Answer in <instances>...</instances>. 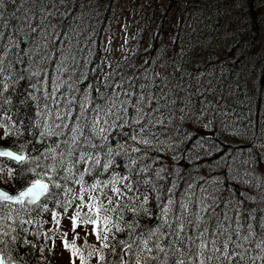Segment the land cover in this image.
Segmentation results:
<instances>
[{"label": "trees", "instance_id": "16d2710c", "mask_svg": "<svg viewBox=\"0 0 264 264\" xmlns=\"http://www.w3.org/2000/svg\"><path fill=\"white\" fill-rule=\"evenodd\" d=\"M244 1L247 6L240 3L234 21L228 17L230 11L224 2L218 0H17L14 6L6 0L3 31L18 45L12 55L18 71L13 72L14 79L6 81L9 87L4 95L11 103L5 107L12 118L9 123L15 122L21 133L19 138L13 134L9 144L39 141V135L32 136L34 132L60 124L61 120L48 109L61 115L70 113L63 123L74 126L71 117L78 115L79 105L83 104V110H92L89 118L99 110L107 121L102 126L106 127L103 135L108 137L110 147L124 153L118 159L127 165L132 159L143 158L141 167L171 172V182L178 186L180 197L193 202L189 205L191 211L204 214L201 209L212 205L213 200L220 205L218 197L226 195L223 160L228 156L234 160L227 173V187L234 193L226 195V200L235 203L239 197H246L247 204L233 209L232 204L225 203L214 210L233 215L245 209L249 213L264 209L259 190L240 182L248 181L253 169L255 175L264 176V160L260 159L264 156V16L253 36L257 19L252 7L258 0ZM40 9L56 11L41 17L42 27L35 18L26 19L36 17ZM122 20L127 36L125 53L116 57L113 39ZM250 20L251 28L243 29ZM29 23L37 27L35 32L29 30ZM254 74L255 81L250 78ZM57 86L59 92L54 96L60 102L49 101L45 108L43 98ZM202 97L209 106L215 101V105L229 104L235 98L234 104H229L233 109L228 115L236 113L239 119L245 118L241 120L242 135L202 132L198 116L191 110V105L202 104ZM245 120L254 122L245 127ZM29 124L33 127L25 131ZM56 131L72 135L66 128ZM2 132L0 129V135ZM90 137L94 144L103 143L101 137L92 138L91 131ZM54 138L45 139L50 144ZM141 140L149 143L141 144ZM136 148L141 151L134 153ZM242 159H250L251 163H236ZM171 166L174 168L170 171ZM168 179L165 177L163 183L171 187ZM49 214L42 212L35 217L47 223L28 226L27 238L35 247L20 246L19 264H62L44 235Z\"/></svg>", "mask_w": 264, "mask_h": 264}, {"label": "snow or ice", "instance_id": "6c2138e0", "mask_svg": "<svg viewBox=\"0 0 264 264\" xmlns=\"http://www.w3.org/2000/svg\"><path fill=\"white\" fill-rule=\"evenodd\" d=\"M5 2L0 0V129H3L0 141L7 145H0V183L6 185L0 187V264H19L20 246L35 247L27 238L28 226L47 223L35 220L36 216L50 212L58 232L60 214L66 215L73 206L77 209L70 217L73 231L90 225L91 231H85L84 235L95 237L96 243L89 244L85 239L83 248L78 247L75 240L79 239V233L71 243L64 239L65 250H70L69 264H77V261L79 264H92V261L95 264H264V209L253 213L245 209L242 214L234 212L233 215L214 210L225 203L232 204L233 209L247 204L246 197H239L235 203L226 200V195H233L227 187V173L234 158L223 160L226 195L218 197L220 205L213 200L212 205L201 209L204 214H200L190 210L189 205L193 203L190 199L180 197L178 186L171 182V172L141 167L143 158L132 159L127 165L118 159L124 153L109 146L108 137L103 135L106 130L100 126V111L89 118L88 112L92 110H83V104L79 105L78 115L71 117L74 126L63 123L70 113L61 115L48 109L49 114L61 120L60 124L34 132L32 136L39 135V141L29 139L22 144L16 141L9 144L13 134L19 138L21 133L15 128V122L9 123L12 118L5 107L11 103L4 95L9 87L6 81L14 79L13 72L18 71L12 59L13 49L18 45L3 31ZM7 2L14 6L17 0ZM38 13L26 19L35 18L40 27L44 22L41 17L54 14L43 9ZM29 30L35 32L37 27L29 23ZM58 92L59 86L47 93L43 98L45 108L49 101L60 102L54 96ZM31 127L33 125L29 124L24 130ZM65 128L71 136L56 131ZM90 131L100 136L103 143H92ZM141 131H144L143 125ZM62 136L64 138L60 139ZM46 137L55 138L49 144ZM139 143L147 145L149 142L141 140ZM260 159L264 160V156ZM236 163L243 166L251 160ZM255 171L248 173V181L241 179L240 182L257 188L260 201L264 203V176L255 175ZM165 177H169L171 187L163 183ZM13 184L17 186L13 188ZM235 194L239 196V189ZM52 232L44 235L47 238Z\"/></svg>", "mask_w": 264, "mask_h": 264}, {"label": "rangeland", "instance_id": "374dc122", "mask_svg": "<svg viewBox=\"0 0 264 264\" xmlns=\"http://www.w3.org/2000/svg\"><path fill=\"white\" fill-rule=\"evenodd\" d=\"M218 1L224 2L223 6L227 7V9H228L227 12L230 11V15L228 17L232 18L234 21H236L235 17L237 15V13L239 12V10H237V8H241V6H242V5H240V3L244 2L246 5V1H244V0H218ZM250 7H251V5L249 3V8ZM249 8L247 7V10ZM244 10H246V7L244 8ZM252 14L254 15V20L257 19L256 28H254L253 31H251V34L253 36H255V35H257L258 29H259L257 27V24L260 23L261 17L264 16V0H258L255 7L253 5ZM251 21L252 20H250L249 23L243 27V29L244 28H251L250 27L252 25ZM254 30H257L256 33ZM126 37L127 36H126V30H125V22H124V20H122V22L120 23V25L117 28L116 36L113 39V45L114 46H113L112 50H114L116 57L125 53ZM108 42H109V38L107 40V43ZM60 68H62V64L60 65ZM60 73L61 72H59V74ZM250 78L254 79V81H255L256 75L254 74L253 76H250ZM61 81L62 80H61L60 75H59L57 83L60 84ZM67 89H68V86H66L65 90H67ZM250 92H252V91H250ZM250 92H248V93H250ZM253 96H254V93L253 92L250 93V97H253ZM201 100H202V104H199L198 106L191 105V110H192V112L197 114V116H198L197 123L199 124V127H200L202 132L207 133V134H213V135L218 134L219 132L221 134L227 133V134H234V135H237V134L242 135V134H239L240 131L242 129H244L241 120H244L245 118L239 119L238 117H240V115L236 114V113L228 115V112L233 109L232 106H230V105L234 104L235 98H233V100H234L233 102H229L230 105L229 104H222V103H220V105H218V104L215 105L216 104V101H215L214 104L212 103V104H210V106L209 105L207 106L205 104L206 99L203 98ZM203 104L206 106H204ZM207 107H208V109H207ZM250 108H252V107L250 106ZM213 110H214V112H213ZM211 112H212V114H211ZM218 112H219V114H218ZM95 115L96 114H94L93 116H95ZM100 116H101V114H100ZM103 121H104V117L102 115L100 126H103V124H104ZM247 122H248L247 120L244 121V123H247ZM253 122H254V120L250 123H247V125L245 127L250 126ZM260 123H261L260 121H257L258 125H260ZM105 130H106V127H105ZM91 135H92V138L98 137V140L100 139V136H97L94 132H91ZM89 136H90V132H89ZM174 166H171V168H169V170L171 171L174 168ZM261 169L264 170V165L261 166ZM71 187H73L74 189L76 188V186H71ZM73 203L75 205L76 202H73ZM74 209H75V206L68 208L67 215L63 219H60L58 232L55 231L57 226L54 224V222H52L48 227L49 230H53L52 234L49 237H50V240L53 244V248L55 251L56 258L62 264H69V257H70V250H65V248L62 244V241L64 239H69L70 240L69 243H71L73 241V238L76 236V234L79 233V236H80L79 242L81 245L84 246L85 239L87 240V242L89 244H94L96 242L95 237H93V236L85 237V235H84L85 231H89V232L91 231L90 225L81 226V227L77 228L75 230V232L73 231L72 222H71L70 217L75 213ZM84 211H86V210H84ZM64 233H67L66 237L64 236ZM90 242H94V243H90ZM75 243L78 247L83 248L78 243V239L75 240ZM77 264H79L78 261H77Z\"/></svg>", "mask_w": 264, "mask_h": 264}, {"label": "bare ground", "instance_id": "6f19581e", "mask_svg": "<svg viewBox=\"0 0 264 264\" xmlns=\"http://www.w3.org/2000/svg\"><path fill=\"white\" fill-rule=\"evenodd\" d=\"M55 7V6H54ZM20 8V7H19ZM18 9V8H17ZM56 12V11H55ZM54 12V13H55ZM28 17V16H27ZM233 23H235L234 21H233ZM53 28V27H52ZM18 30V29H17ZM19 32V31H18ZM52 40V39H51ZM45 44H46V42H45ZM37 46V45H36ZM43 46H45V45H43ZM37 48V47H36ZM26 49V48H25ZM42 49H44L43 47H42ZM16 51V50H15ZM44 52V51H43ZM26 53V52H25ZM45 53V52H44ZM27 56V55H26ZM245 60V59H244ZM29 61V60H28ZM243 61V60H242ZM16 62V61H15ZM220 66V65H219ZM223 67V66H222ZM241 68V67H240ZM240 68H239V70H240ZM214 69V68H213ZM218 69V68H217ZM220 69H221V67H220ZM224 69V68H223ZM222 69V70H223ZM215 70H216V68H215ZM219 70V69H218ZM217 70V71H218ZM216 71V72H217ZM220 71V70H219ZM224 71H225V69H224ZM238 72V71H237ZM237 72H236V74H237ZM213 74V73H212ZM220 74V73H219ZM224 75V74H223ZM217 76V75H216ZM222 76V75H221ZM232 76V75H231ZM237 76V75H236ZM233 79V78H232ZM215 81V80H214ZM231 81V80H230ZM236 81V80H235ZM235 81H233V82H235ZM232 82V81H231ZM234 84H236V82L234 83ZM146 85V84H145ZM130 86V85H129ZM147 86V85H146ZM15 87V86H14ZM135 87V86H134ZM16 89V88H15ZM142 89V88H141ZM145 90H147V89H145ZM205 95H206V93H205ZM203 98V97H202ZM188 100V99H187ZM191 100V99H190ZM172 102V101H171ZM196 102V101H195ZM194 102V103H195ZM188 103V102H187ZM190 103V102H189ZM171 104V103H170ZM211 104V103H210ZM183 105V104H182ZM204 105V104H203ZM159 106H161V105H159ZM196 106V105H195ZM204 106H206V105H204ZM208 106V105H207ZM183 107V106H182ZM189 107V106H188ZM158 108V107H157ZM160 108H162V107H160ZM193 108V107H192ZM163 109V108H162ZM200 109V108H199ZM205 109V108H204ZM207 109H208V107H207ZM212 109V108H211ZM156 110V109H155ZM154 110V111H155ZM15 111V110H14ZM197 111V110H196ZM199 111V110H198ZM220 111V110H219ZM260 111V110H259ZM181 112V111H180ZM187 112H188V110H187ZM213 112H214V110H213ZM154 113V112H153ZM163 113H165V112H163ZM174 113H176V112H174ZM182 113V112H181ZM194 113V112H193ZM260 113V112H259ZM160 114V113H159ZM211 114H212V112H211ZM218 114H219V112H218ZM155 115H156V113H155ZM168 115V114H167ZM164 116V115H163ZM174 116V115H173ZM155 117H157V115L155 116ZM160 117V116H159ZM171 117V116H170ZM156 119V118H155ZM166 120V119H165ZM167 122V121H166ZM163 126V125H162ZM171 127V126H170ZM174 127V126H173ZM172 128V127H171ZM167 129V128H166ZM29 136V135H28ZM40 140V139H39ZM222 150V149H221ZM230 152V151H229ZM232 153V152H231ZM234 155V154H233ZM260 155V154H259ZM227 158H229V156L227 157ZM232 158V157H231ZM236 159V158H235ZM239 159V158H238ZM257 161V160H256ZM257 163V162H256ZM234 193V192H233ZM235 198V197H234ZM253 205V204H252ZM236 211V210H235Z\"/></svg>", "mask_w": 264, "mask_h": 264}]
</instances>
